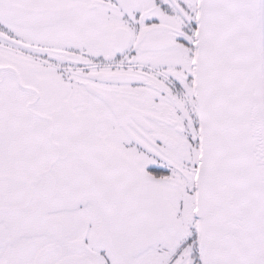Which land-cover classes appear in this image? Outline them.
<instances>
[{
    "label": "snow or ice",
    "instance_id": "6c2138e0",
    "mask_svg": "<svg viewBox=\"0 0 264 264\" xmlns=\"http://www.w3.org/2000/svg\"><path fill=\"white\" fill-rule=\"evenodd\" d=\"M0 264H264V0H0Z\"/></svg>",
    "mask_w": 264,
    "mask_h": 264
}]
</instances>
